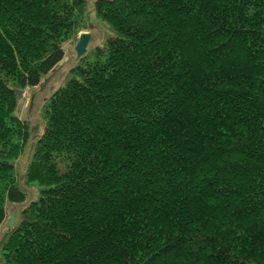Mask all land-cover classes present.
I'll return each mask as SVG.
<instances>
[{"label": "trees", "instance_id": "1", "mask_svg": "<svg viewBox=\"0 0 264 264\" xmlns=\"http://www.w3.org/2000/svg\"><path fill=\"white\" fill-rule=\"evenodd\" d=\"M91 3L108 31L30 146L15 89L58 70L90 3L0 0L1 264H264V0Z\"/></svg>", "mask_w": 264, "mask_h": 264}, {"label": "rangeland", "instance_id": "2", "mask_svg": "<svg viewBox=\"0 0 264 264\" xmlns=\"http://www.w3.org/2000/svg\"><path fill=\"white\" fill-rule=\"evenodd\" d=\"M87 1L88 3H90L88 4V15L92 21L91 23L92 26L81 29L79 34L81 32L90 33V40L87 44V49H88L93 45L101 43L108 29L106 25L103 24V22L99 21L95 17L91 3L93 0H87ZM77 39L78 36L76 39L64 43L66 56L64 60L59 63L58 70L54 74L52 73L50 75L48 82L45 84L42 90H39V87H35L33 89L26 88L23 91V95L21 96V102L19 104L17 112L21 117L25 118L29 123L31 136L28 144L30 146H32L33 142L40 135L43 128L42 120H41V106H42L43 98L48 97L57 87L61 86L64 79L68 76L69 68L73 66L76 62V53L74 50V45ZM29 145L27 146V149H30ZM23 158H25V156H23ZM24 160L25 159H22V161ZM23 172H24L23 164L19 163L16 168L17 181L19 183V187L20 189L25 191L27 199H34L38 194L37 186L34 183H29V184L25 183ZM13 208L17 209V206L7 204V216L9 215V212ZM5 227H6V222L3 223L1 232L4 231ZM1 232H0V238H1Z\"/></svg>", "mask_w": 264, "mask_h": 264}, {"label": "water", "instance_id": "3", "mask_svg": "<svg viewBox=\"0 0 264 264\" xmlns=\"http://www.w3.org/2000/svg\"><path fill=\"white\" fill-rule=\"evenodd\" d=\"M89 40H90V33L89 32H81L78 35V39H77V41H76V43L74 45V50H75V53H76V57H80V56H82L83 54L86 53V51H87V44H88ZM50 75H48L44 79V81L41 83V85L39 87L40 90H42V88L48 82ZM15 93L18 96H22L23 95V91L22 90H19V89H15ZM15 219H16V209L13 208L9 212V215H8V218H7V221H6V226L7 227H12L14 225Z\"/></svg>", "mask_w": 264, "mask_h": 264}]
</instances>
